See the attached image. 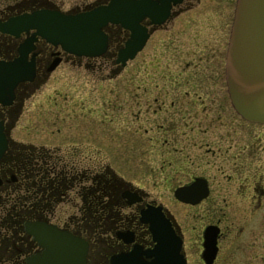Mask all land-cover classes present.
Masks as SVG:
<instances>
[{"label":"rangeland","instance_id":"obj_1","mask_svg":"<svg viewBox=\"0 0 264 264\" xmlns=\"http://www.w3.org/2000/svg\"><path fill=\"white\" fill-rule=\"evenodd\" d=\"M107 1L0 0V13L39 2L79 12ZM205 3L194 1L189 22L153 32L124 68L116 58L128 37L115 39L108 57L60 63L33 90L12 131L14 141L28 147L59 146L67 153L83 144L91 168L107 170L169 211L182 227L190 264H201L196 241L211 214L183 205L174 191L203 174L210 177L215 197L217 181L226 184L227 179L214 178L221 163L208 150L222 145L226 126L240 133L243 126L261 124L243 119L231 104L221 42L226 33L221 26L217 34L208 26L218 22L217 10L205 11ZM223 246L220 264H263L242 243Z\"/></svg>","mask_w":264,"mask_h":264},{"label":"flooded vegetation","instance_id":"obj_2","mask_svg":"<svg viewBox=\"0 0 264 264\" xmlns=\"http://www.w3.org/2000/svg\"><path fill=\"white\" fill-rule=\"evenodd\" d=\"M194 1L202 2L168 0L170 14L164 24H152L151 19L143 24L152 34L158 30H168L172 23L174 28L181 22L187 23L189 21L186 16L194 10ZM108 2L109 0L101 4ZM236 6L237 0H207L204 8L205 11L217 10L218 22L207 24L216 34L219 26L226 33L221 41L225 42L223 48L226 47V60ZM21 7L23 9L0 13V21L5 22L11 17L39 9H57L43 2ZM119 29L123 31L115 25L107 28L111 41ZM32 35L33 31L29 34L23 32L19 36L0 31V62H13L20 58L21 45L31 39ZM204 47L209 49L206 45ZM59 58L62 62L71 58L81 59L37 37L28 55L29 61L34 59L36 64L35 80L20 83L11 103H0V124L9 139L8 150L0 161V193L21 195L32 192L37 200L28 211L22 207H14L12 215L0 211L3 214L1 216L8 217L7 233L11 234L2 236L0 231V264H28L33 256L43 253L44 248L27 231V222L38 221L86 240L90 245L88 264H113L114 261L117 264H129L133 253H139L141 259L150 264L156 257L149 254H152L158 242L154 239L150 223L143 221L142 217L143 212L158 206H162L166 217L171 219L172 226L182 241L179 253L183 256L182 260L185 259L186 264H190L182 227L169 211L150 199L148 193L115 175L111 176L107 170L97 171L96 168H91L90 152L83 144L71 147V151L64 153L59 146L28 147L12 138V131L23 112L26 100L38 84L49 79L53 73L49 72V68ZM243 127L245 129L238 133L233 125L226 126L228 133L225 141L216 149L208 150L221 163L220 172L215 173L214 178L223 174L227 179L226 184L217 181L215 197L210 177L199 174L183 186L192 184L197 178L205 179L209 195L195 205L175 198L183 205L210 211V221L201 229L196 241L201 264H206L203 258L204 233L209 226L219 231L218 254L213 264L222 262L223 245L228 241L242 243L250 255L253 254L264 264V124ZM57 131L61 133L62 129ZM81 132V136L86 138L84 132Z\"/></svg>","mask_w":264,"mask_h":264},{"label":"water","instance_id":"obj_3","mask_svg":"<svg viewBox=\"0 0 264 264\" xmlns=\"http://www.w3.org/2000/svg\"><path fill=\"white\" fill-rule=\"evenodd\" d=\"M168 0H110L88 10L73 13L60 9H39L0 21V31L19 36L33 31L31 39L21 45V57L13 62H0V103L9 104L15 97L20 83L33 82L36 78L34 59L28 55L37 37L45 39L64 52L85 58L105 57L111 38L107 28L119 26L129 32L124 46L118 50L116 64L124 68L146 47L151 32L143 23L166 22L170 7ZM62 62L56 59L49 68L53 72ZM226 83L231 104L243 119L264 124V0H237L235 19L226 60ZM9 139L0 124V161L8 150ZM209 195L208 182L197 178L192 184L174 191L177 200L195 205ZM142 220L150 223L154 239L158 242L152 252L156 258L150 264H174L182 260L179 240L172 221L163 207L143 212ZM27 231L44 248L42 254L29 259L28 264H88L89 243L53 225L38 221L27 222ZM219 231L209 226L204 233L203 258L213 264L218 254ZM129 264H147L139 253L130 256ZM113 264H117L115 261ZM126 264V263H125Z\"/></svg>","mask_w":264,"mask_h":264},{"label":"trees","instance_id":"obj_4","mask_svg":"<svg viewBox=\"0 0 264 264\" xmlns=\"http://www.w3.org/2000/svg\"><path fill=\"white\" fill-rule=\"evenodd\" d=\"M116 36H114V38L112 39L111 44L115 41L118 42L115 39H122V41H124L129 36V33L125 30L122 31L121 29H119L118 34ZM108 56H110V53H108ZM32 179H34V177H32ZM36 202H37L36 196L32 194V192L30 194H21V195L18 193L15 195L2 194L0 195V211L12 215L13 214L12 210L14 207H17L19 209H21L20 207H22L28 211L33 207V204H35ZM1 215L3 214H0V231H2L1 235L2 236L11 235L7 233L8 229L6 227L7 226L6 220H8V217L6 218Z\"/></svg>","mask_w":264,"mask_h":264},{"label":"bare ground","instance_id":"obj_5","mask_svg":"<svg viewBox=\"0 0 264 264\" xmlns=\"http://www.w3.org/2000/svg\"><path fill=\"white\" fill-rule=\"evenodd\" d=\"M81 58H85V57H81ZM36 74H37V70H36Z\"/></svg>","mask_w":264,"mask_h":264}]
</instances>
